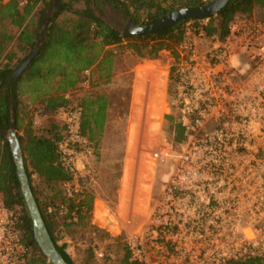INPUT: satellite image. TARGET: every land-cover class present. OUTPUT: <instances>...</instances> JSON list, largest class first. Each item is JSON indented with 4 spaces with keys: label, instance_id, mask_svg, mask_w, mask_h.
Segmentation results:
<instances>
[{
    "label": "built area",
    "instance_id": "built-area-1",
    "mask_svg": "<svg viewBox=\"0 0 264 264\" xmlns=\"http://www.w3.org/2000/svg\"><path fill=\"white\" fill-rule=\"evenodd\" d=\"M15 1L23 7L34 0ZM258 11L237 15L225 37L214 35L208 44L203 41L209 17L196 19L193 29L186 23L172 80L169 75L184 140L177 150L166 145L154 154L156 168L169 170L155 200L151 188L145 224L134 232L122 227L131 261L264 259V14ZM56 117L65 127L59 162L71 179L62 183L67 201L46 211L76 223L79 209L92 214L80 203L97 186L96 150L82 133L80 105L62 107ZM115 219L123 222L119 213ZM20 221V211L0 196V264H25L29 257Z\"/></svg>",
    "mask_w": 264,
    "mask_h": 264
},
{
    "label": "trees",
    "instance_id": "trees-1",
    "mask_svg": "<svg viewBox=\"0 0 264 264\" xmlns=\"http://www.w3.org/2000/svg\"><path fill=\"white\" fill-rule=\"evenodd\" d=\"M209 1L212 0H58L50 14L43 45L18 78L12 80L16 65L36 47L43 19L54 0H34L23 7L15 0H0V196L9 208L21 213L19 228L29 249L25 264L52 263L35 239L11 144L2 133L11 127L12 107L25 169L42 217L58 251L69 264H75L67 250L68 245L59 243L58 232L62 224L68 227L89 223L90 215L83 214V210L79 209V221L73 223L68 222L66 217L47 213L49 204L40 198L41 184L52 186L70 180L71 176L59 162V143L64 138L65 127L55 118L50 119L45 128L36 127L35 111L43 107L45 114L53 116L62 107L70 106L67 93L83 81L82 74L93 66L98 67L100 79L110 82L117 55L113 46H125L136 56L148 59H157L163 50H167L178 60V46L187 33L186 23L196 20L187 19L155 33L123 37L105 20L104 11L108 6L125 14L136 24H151L175 9L201 6ZM256 10H264V0H230L217 15L209 17L204 31L209 37L218 35L224 38L229 23L237 15L252 16ZM175 69L173 65L171 80ZM55 78L58 81L53 86ZM138 82L136 98L142 79L139 78ZM169 92H172L171 88ZM79 105L82 107V133L98 154L106 127L108 97H87ZM166 119L173 141L181 143L184 130L178 116L172 113ZM63 201H67L64 196ZM80 205H86L91 210L92 195ZM92 227L99 232L100 238H113L108 231H102L95 225ZM122 264L142 263L131 261L127 250ZM233 264H264V259L255 257Z\"/></svg>",
    "mask_w": 264,
    "mask_h": 264
},
{
    "label": "rangeland",
    "instance_id": "rangeland-1",
    "mask_svg": "<svg viewBox=\"0 0 264 264\" xmlns=\"http://www.w3.org/2000/svg\"><path fill=\"white\" fill-rule=\"evenodd\" d=\"M104 13L105 20L110 25L116 26V22L120 21L118 11L107 7ZM263 14L264 11H258L259 16ZM189 21V29L198 25V20ZM206 38L203 44L212 41V37ZM112 48L116 49L117 55L110 82L105 83L104 79H100L98 67L93 66L82 74L83 81L70 90L67 96L71 106L81 104L87 97H108L105 132L94 161L98 173L94 191L98 189L100 196L117 211L119 207L128 204L145 206L146 196L150 194L151 188L153 200L159 197L163 177L169 169L164 166L156 168L157 165L154 164L159 163V159L156 160L154 154L166 145L177 150L180 143L173 141L168 131L169 121L166 119L167 115L175 114L172 107L174 97L169 92V75L174 59L172 53L163 50L159 58L148 59L136 56L125 46ZM165 75L166 85L163 78ZM139 78L142 83L136 98ZM57 81L58 78H55L53 86L57 85ZM42 109L43 107H38L35 111L36 127L45 128L53 118L62 123L56 114L47 115ZM41 187L40 198L45 203L64 202L62 183L52 186L42 183ZM118 188H123L121 202ZM98 211L102 227L119 237L122 227H118L113 220L114 214L104 212L102 207H98ZM106 213L109 218L104 217ZM91 220L90 216L89 223L81 226L66 227L62 224L58 232L59 243L68 245L67 250L72 254L75 264H122L128 250L123 236L119 239L107 236L100 238L99 232L92 227Z\"/></svg>",
    "mask_w": 264,
    "mask_h": 264
},
{
    "label": "water",
    "instance_id": "water-1",
    "mask_svg": "<svg viewBox=\"0 0 264 264\" xmlns=\"http://www.w3.org/2000/svg\"><path fill=\"white\" fill-rule=\"evenodd\" d=\"M57 1L58 0H54L46 16L43 19L40 37L37 40L36 47L33 48L28 53V55L16 65L11 75L12 80L18 78V76L24 71V69L35 57V55L38 53L39 49L43 45L44 37L47 34V24L50 20V14L52 10L55 9L54 7ZM229 1L230 0H212L211 2L201 6L178 8L163 15L157 21L151 24H136L131 20V18H128L126 23L121 26L120 33L123 37H129L138 34L155 33L159 30L174 26L187 19H198L215 16L221 9H223L229 3ZM108 7L111 8L110 6ZM2 133L10 141L11 144L14 159L17 165L18 176L21 182L20 189L24 196L28 213L33 222L34 235L38 245L40 246L44 255L50 260L52 264H69L54 244L50 232L40 212L37 198L32 191L29 178L25 169L24 157L22 154L20 140L18 137V131L16 129L13 107L11 127L8 131H2Z\"/></svg>",
    "mask_w": 264,
    "mask_h": 264
},
{
    "label": "crops",
    "instance_id": "crops-1",
    "mask_svg": "<svg viewBox=\"0 0 264 264\" xmlns=\"http://www.w3.org/2000/svg\"><path fill=\"white\" fill-rule=\"evenodd\" d=\"M8 1V0H5ZM122 189L118 188V195L120 196L119 198V202H121V194H122ZM93 197V207H92V214H91V220L92 224L95 225L96 227H98L99 229H101L102 231H108L107 228L102 227L101 225V220L99 217V211H98V207H102V210H104V212H109L113 217V220L116 221L115 216H117V214H120V217L123 219V222L121 224H119L117 221V225L118 227H123L125 226L127 229L130 228L132 221L134 220H139L141 217V212L145 209L144 206L143 207H136L135 204H128L127 206H123V207H119V209L116 211V208L110 206V204L108 203V201L104 200L100 194L98 193V189H96L92 194ZM104 217L109 218V215L106 213L104 214ZM109 232V231H108ZM110 233V232H109ZM110 235L115 239L117 238L113 233H110Z\"/></svg>",
    "mask_w": 264,
    "mask_h": 264
},
{
    "label": "bare ground",
    "instance_id": "bare-ground-1",
    "mask_svg": "<svg viewBox=\"0 0 264 264\" xmlns=\"http://www.w3.org/2000/svg\"><path fill=\"white\" fill-rule=\"evenodd\" d=\"M163 78H164V80H165V85H166V75L165 76H163ZM149 195L150 194H148L147 196H146V201H147V203H146V205L144 206V210L141 212V217H140V219L139 220H134V221H132V223H131V226H130V228H129V232H134V231H137L138 229H140V228H142V226L145 224V222L147 221V219H148V212H147V208H148V200H149Z\"/></svg>",
    "mask_w": 264,
    "mask_h": 264
},
{
    "label": "flooded vegetation",
    "instance_id": "flooded-vegetation-1",
    "mask_svg": "<svg viewBox=\"0 0 264 264\" xmlns=\"http://www.w3.org/2000/svg\"><path fill=\"white\" fill-rule=\"evenodd\" d=\"M129 17H127L125 14L120 13V21L116 22V26L111 25L118 29L119 31L121 30V26L124 25Z\"/></svg>",
    "mask_w": 264,
    "mask_h": 264
}]
</instances>
